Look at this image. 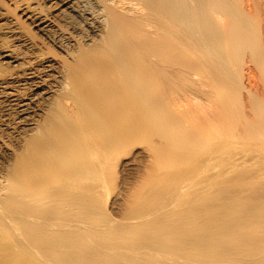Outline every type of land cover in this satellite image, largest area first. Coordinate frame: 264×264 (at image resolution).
I'll list each match as a JSON object with an SVG mask.
<instances>
[{"label": "bare ground", "instance_id": "6f19581e", "mask_svg": "<svg viewBox=\"0 0 264 264\" xmlns=\"http://www.w3.org/2000/svg\"><path fill=\"white\" fill-rule=\"evenodd\" d=\"M247 2L0 0V264H264V19ZM146 143L113 218L105 181Z\"/></svg>", "mask_w": 264, "mask_h": 264}, {"label": "rangeland", "instance_id": "374dc122", "mask_svg": "<svg viewBox=\"0 0 264 264\" xmlns=\"http://www.w3.org/2000/svg\"><path fill=\"white\" fill-rule=\"evenodd\" d=\"M15 0H12V1H10V0H5V6H4V9H7V7L8 6H10V5H12V2H14ZM245 2L246 1H248L246 4H248L250 1H252V2H250L249 4H252V6H253V3L255 2V0H244ZM254 1V2H253ZM257 2L258 3H260L259 2V0H257ZM263 2V3H262ZM262 2H261V4L262 5H260V7H261V9L264 7V1L262 0ZM259 5V4H258ZM257 5V6H258ZM13 6V5H12ZM250 6V5H249ZM259 7V8H260ZM253 8V7H252ZM13 9V8H12ZM24 9V10H23ZM260 9V11H259V9H258V11H257V13H255V15H258V16H254V19H253V21H255V22H257V20H258V22L256 23V25H258V24H261L262 25V23L264 22V8L261 10ZM253 11H255V9L253 8L252 9ZM13 13L11 14V15H5L4 16V20L6 21L7 19H9V18H13V17H18V16H23V14H22V12L23 13H27V11L25 10V5L24 6H21V7H19V8H17L15 11H12ZM261 12V13H260ZM263 12V13H262ZM17 14V15H16ZM259 14H261V15H259ZM262 16H263V18H262ZM25 18V17H24ZM23 19V18H22ZM2 21V22H5V21ZM262 20H263V22H262ZM259 21H261V22H259ZM263 26H264V23H263ZM10 43H12V42H10ZM248 56V54L246 55V57H245V60L248 62H246L247 64H245L246 65V67H245V65H244V67H245V71H247L246 73H248L249 71H248V69L250 68V67H253V64L250 62L249 63V56ZM248 59V60H247ZM249 64V65H248ZM248 67V68H247ZM252 70H255L254 69V67L253 68H251ZM250 69V71H252ZM253 72H255V71H253ZM252 72V73H253ZM256 73V72H255ZM254 73V74H255ZM256 75V74H255ZM255 75H254V77H252V78H254L253 80H255ZM252 78H251V80H252ZM257 79V78H256ZM253 82V81H252ZM255 82V81H254ZM254 84V83H253ZM186 88V90H187V92L186 93H188L189 92V88H190V86H186V87H183V89H185ZM208 87H206L205 89L206 90H208L207 89ZM182 88H181V91L183 90ZM191 89V88H190ZM186 90H183V91H186ZM212 91H213V93H214V90L213 89H211ZM190 91H193V90H190ZM185 93V92H184ZM183 92H181L180 93V95L182 94V97H183V94H184ZM210 93H212V92H210ZM192 93H189V95H191ZM184 95H186V94H184ZM204 95V94H203ZM210 96L211 95H213V94H209ZM215 96V95H214ZM214 96H213V98H214ZM206 97V96H205ZM209 97V96H208ZM184 98V97H183ZM210 99H212V98H210ZM189 100V99H188ZM188 102V101H187ZM203 102H205L206 104H208L207 103V101H203ZM208 102H210L209 100H208ZM211 102H215L214 101V99H213V101L211 100ZM190 104L192 103V102H189ZM188 103V104H189ZM204 104V103H203ZM205 104V105H206ZM210 104V103H209ZM214 104H216V103H214ZM211 105V104H210ZM217 105V104H216ZM213 106H210V109L212 108ZM214 107H216L215 105H214ZM217 108H218V106H217ZM214 110L212 111V112H210L209 111V115H206V116H209L210 118H214V117H216V118H218L217 116H218V114H216L217 112H214L216 109L215 108H213ZM209 110V109H208ZM208 110H206L205 112H206V114L208 113ZM217 111H218V109H217ZM213 113H215V114H213ZM214 121H215V118H214ZM216 122V124H217V126L219 127V125H220V123L218 124V120H216L215 121ZM210 124V123H209ZM226 124V123H225ZM223 125V124H222ZM221 125V126H222ZM209 126H214V129H215V124L214 125H209ZM216 126V127H217ZM220 126V127H221ZM225 126V125H224ZM217 127V128H218ZM220 127L218 128L220 131H222L221 129H220ZM223 127V126H222ZM214 129H212V128H210V130L212 131L213 130V132H212V135H216V133L215 132H217L218 131V129H217V131H215ZM224 129H225V127H224ZM224 129H223V132H224ZM226 129H227V127H226ZM225 129V130H226ZM208 131L209 133L211 132V131ZM156 131L157 130H153V129H151V124H150V128H148V136H147V140H149L148 142L149 143H151L152 142V139H153V137H154V135H155V133H156ZM228 131V132H227ZM223 132H221V133H223ZM225 132H227L226 133V135L229 133V130L227 129ZM218 133H220L219 131L217 132V134ZM225 135V134H224ZM229 135V134H228ZM228 135H227V138H229L230 137V139H231V135H229V137H228ZM236 135V134H235ZM235 138V136H232V138ZM237 137V136H236ZM233 138V139H234ZM150 140H151V142H150ZM236 139H234V140H228V141H230L231 142V144H232V146L235 144V146L237 147H232V148H230V150L231 151H233V155L235 154V156L234 157H232V161H233V158L234 159H240V158H242L243 157V159H240V161L242 162V161H244V158H246V160H245V162H246V164H245V166H247V163L250 165H248L249 167H247V169H252V170H249L252 174L251 175H253V173H256L258 170H257V168H261V166H258V165H252L253 163H256L255 162V158L254 159H252V158H250V156H243V154H244V152H245V150H243V151H241L243 148H242V146H241V142L239 143L238 141H235ZM238 140H239V138H238ZM156 142L157 141V138L156 137H154V139H153V142ZM237 142L238 143V146H237V143H234V142ZM152 142V143H153ZM234 143V144H233ZM149 145H148V143H146V144H143V145H140V146H137V147H135L134 149H132V151L126 156V157H124L122 160H120V162L117 164V167H115V172L111 175L112 177H109V181H108V179L105 181V182H107L108 183V185L107 186H105V188H107L108 186H110L111 185V187H109V189H106L107 191H109L108 193H109V195L107 194V193H104V191H106V190H103L102 191V193H104L103 194V198L105 199V198H107V196L109 197L108 199H106L107 201L106 202H108L107 203V205H108V207H107V209H108V211H109V213H110V215L113 217V218H116V219H119V218H121V216H122V213H125V212H123V211H125L126 209H127V207H128V200L130 199V197L129 196H131V192H132V190H133V188H135L136 186L135 185H137V184H139L138 182H140L139 180H142V178L147 174V172H148V170L147 169H150V167H148L149 165L148 164H151V160H152V157H151V153H150V151L148 150L149 148ZM239 148V149H238ZM248 148H253V147H251V145H249V147ZM204 149V148H203ZM236 149V150H235ZM229 150V151H230ZM247 151V150H246ZM240 152H242V153H240ZM255 152H253V154H254ZM242 154V155H241ZM239 155H240V158H239ZM242 156V157H241ZM251 157H254V155L253 156H251ZM250 158V159H249ZM247 159H249L250 161L248 162L247 161ZM165 161V160H164ZM231 161V160H230ZM230 161L228 160V161H226V164H224V167L225 166H228V165H230L231 163H230ZM239 161V160H238ZM254 161V162H253ZM210 162V165L209 166H212L211 164H212V162H214V160H212V162L211 161H209ZM209 162L207 163V164H209ZM224 162V161H223ZM244 162V163H245ZM251 162V163H250ZM260 163V162H259ZM214 164V163H213ZM200 165H202V163L200 164H198V166H200ZM256 166H258V167H256ZM228 167H230V166H228ZM231 167H232V164H231ZM251 167V168H250ZM211 168H213V167H210L209 169L212 171V173H211V171H210V173H209V171H208V175H207V177H209V176H213L212 174H215L214 173V171H215V168H213V169H211ZM147 171H146V170ZM256 171H255V170ZM214 170V171H213ZM217 171V170H216ZM249 171H247V173L249 172ZM146 172V173H145ZM207 172V171H206ZM206 172H202V174H201V176H204V177H206ZM250 172H249V174H246V176H251L250 175ZM211 174V175H210ZM114 175V176H113ZM143 176V177H142ZM248 178V177H247ZM235 178H233V177H229L227 180H234ZM249 179V178H248ZM203 180H205V179H197L196 181H203ZM212 180H218V179H212ZM212 180H209V181H212ZM255 182V181H254ZM107 183H105V184H107ZM263 187H264V180H263ZM132 189V190H131ZM113 190V191H112ZM264 190L261 192V193H259V194H262L263 196H264ZM113 193V194H112ZM130 194V195H129ZM211 195H218V193H217V190H216V187L215 186H213L212 188H211ZM241 197H246V198H250L251 197V194H239ZM224 196V195H223ZM123 198V199H122ZM127 198H129V199H127ZM127 205V206H126ZM16 232H15V230H8V232H7V234H6V237H9V238H12V239H15L16 238ZM11 259H12V264H23L24 262H25V259L23 258V256L22 255H20L19 254V252H14L11 256Z\"/></svg>", "mask_w": 264, "mask_h": 264}]
</instances>
